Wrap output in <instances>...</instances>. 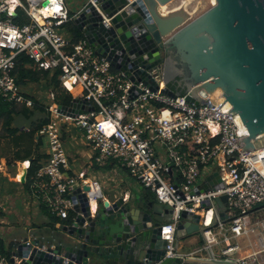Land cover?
I'll use <instances>...</instances> for the list:
<instances>
[{"label":"built area","instance_id":"built-area-1","mask_svg":"<svg viewBox=\"0 0 264 264\" xmlns=\"http://www.w3.org/2000/svg\"><path fill=\"white\" fill-rule=\"evenodd\" d=\"M67 2L0 0V101L35 107L33 96L14 75L18 57L26 55L39 70L60 72L62 87L73 99L85 98L95 108L75 117L63 115L56 93L50 92L51 104L45 106L49 122L38 133L48 160L31 178L30 198L53 217L68 220L78 187L89 186V199L103 197L102 185L89 177V168L79 174L71 170L64 143L72 124L85 133L98 168L120 165L158 203L172 208L171 220L162 225L165 258L211 249L220 260L264 264V147L244 152L240 140L249 136L248 130L237 114H228V106L216 109L210 98L196 105L188 101V93L171 97L162 84L153 90L144 82L135 83L97 54L85 37L75 42L66 31L74 19ZM103 18L109 27L111 18ZM211 166L224 187L200 191ZM222 196L228 197L225 221L216 204ZM184 212L200 215L205 228L204 246L191 254L178 250L177 228ZM240 241L248 249L236 257L243 249ZM0 264H10L1 249Z\"/></svg>","mask_w":264,"mask_h":264},{"label":"water","instance_id":"water-1","mask_svg":"<svg viewBox=\"0 0 264 264\" xmlns=\"http://www.w3.org/2000/svg\"><path fill=\"white\" fill-rule=\"evenodd\" d=\"M94 1L98 7L83 0L73 23L97 54L135 83L144 82L153 90L162 84L165 94L176 97L181 93L171 88L174 83L189 94L191 103L199 105L210 98L216 109L228 106V114H237L248 130L249 136L240 140L244 152L264 147V0H216L195 19L182 7L164 14L162 8L174 0ZM103 15L111 18L109 27ZM94 109L85 98L59 106L61 114L72 117ZM27 175L25 169L23 184ZM222 187L219 173L214 172L199 190ZM89 191V186L74 191L72 217L55 230L39 238L16 239L9 263L238 264L215 258L211 249L165 258L162 225L171 220L169 205L134 194L94 201ZM216 204L221 220H227L228 197L222 196ZM200 222V215L184 212L178 242L198 235L204 239Z\"/></svg>","mask_w":264,"mask_h":264},{"label":"crops","instance_id":"crops-1","mask_svg":"<svg viewBox=\"0 0 264 264\" xmlns=\"http://www.w3.org/2000/svg\"><path fill=\"white\" fill-rule=\"evenodd\" d=\"M82 4L83 1L81 0H75L74 2H70L68 0L67 2L68 8L72 14H75L74 11H77V8H81ZM16 120L17 121L15 122V126L21 127V129L23 130L27 129L29 123L25 119L19 117ZM72 132L69 128L66 137L69 136L74 140L76 136L72 134ZM83 142L86 144L85 140ZM71 146L74 147L72 143ZM73 149H75V151L72 152V154L69 153L70 156L66 151L70 163H75L74 158L81 160V157H86L85 162L81 161L82 166L80 167V172L82 170H85L86 168L94 166V156L91 157V153H89L88 151H79L75 147ZM41 151L42 153L47 155V148H42ZM6 154V151L0 152V156H2L0 159V240L3 242L4 247L8 248L10 254L15 240L19 237H43L47 234V232L55 230L58 226H60L63 220L54 218L44 207H41L30 198L29 189L25 185L26 183L23 184L21 181L25 169H27L28 171L30 168V162H15L11 160V162L9 163V157H7ZM25 163H29V165L24 166ZM114 165L115 164L112 163L109 167H112ZM72 167L73 165L71 164V170L74 174H77ZM88 172L89 177L97 178L96 175H94L95 172L93 174H90L89 169ZM111 173L113 172L111 171ZM107 174L109 175L110 173ZM209 175L210 174H208L207 176ZM115 180V185L107 183L102 184V202L108 200L115 201L122 194H125L127 197L131 194H134L135 196L140 195L145 199L151 197L155 200L156 203H158L155 195L145 190L141 186V184L132 176H130V174L126 170L121 173L120 179L116 178ZM204 243L205 242L202 236H192L179 241L178 250L182 254H191L204 246ZM240 243L243 244V249L236 255V257L244 255L245 251L248 249L245 245L246 243H244L243 241H240ZM205 258H207V255H205Z\"/></svg>","mask_w":264,"mask_h":264},{"label":"trees","instance_id":"trees-1","mask_svg":"<svg viewBox=\"0 0 264 264\" xmlns=\"http://www.w3.org/2000/svg\"><path fill=\"white\" fill-rule=\"evenodd\" d=\"M73 16L74 14L71 13V17ZM67 27L75 42L84 38L83 33L73 21L67 23ZM60 74V72H56L52 75L50 72L39 70L34 61L26 55H20L18 57L16 69L14 71L17 83L23 89L30 85H36L40 84L42 81H47L53 88L52 90L56 93V103L69 106L73 101V96L62 87ZM170 86L176 92H180L181 95L185 94V91L180 88L178 89L174 83L170 84ZM32 99L35 101L34 108H26L25 106H17L0 101V120L3 121V129L7 133L6 137L9 138L11 150L13 151V157H11V159L9 158L8 162L10 163L11 160L15 162L32 160L25 184L28 189L30 188L32 176L35 175L40 167L48 160V156L41 151L44 146V141L38 136V133L41 128L49 122L50 118V113L46 110L45 105L41 104L35 97ZM19 117L25 119L29 123L27 129L23 130L21 127L15 126L16 119ZM1 157L2 156H0V159ZM70 217H72V213ZM0 249L6 257H10L9 253H5V247L1 240Z\"/></svg>","mask_w":264,"mask_h":264},{"label":"rangeland","instance_id":"rangeland-1","mask_svg":"<svg viewBox=\"0 0 264 264\" xmlns=\"http://www.w3.org/2000/svg\"><path fill=\"white\" fill-rule=\"evenodd\" d=\"M69 1L74 2L75 0H69ZM81 1H83V0H81ZM185 1L188 3V4H186L187 5L186 9L189 10L188 11L189 13H191L192 19L197 18L198 16H200L201 14H203L204 12L209 10L213 5L216 4V0H174L172 3H170L167 6V9L169 10V12L176 10L180 6H183V3ZM188 5H189V8H188ZM78 9L79 8H77V10ZM74 12H77V11H74ZM166 13H168V12H166ZM66 31L68 32L67 27H66ZM68 36L70 37L69 34H68ZM52 89L53 88L51 87V85L47 81H42L40 84L30 85L27 88H24V90L30 96L35 97L36 99H38V101L43 103L45 106H49L51 104V100H50L49 95H50V92L52 91ZM2 123H3V121L0 120V152L6 151L7 157L11 158V157H13V151H11L10 140H8L9 138L6 137L7 133L4 131ZM69 128L71 129V132L73 131L72 134H74L76 137L74 140L72 138H70L69 136L66 137L65 143H64L65 151H67L68 154L69 153L72 154V152L75 151V149H73L75 147L79 151H88L89 153H91V157H93L94 153L92 152L91 148L83 142L86 138L85 133L83 131H81L80 129L75 128L72 124H69ZM71 143H72V145H74V147L71 146ZM42 148H47L46 144H44V146ZM70 154H69V156H70ZM80 159L81 160L74 158L75 163L73 164L71 162V164L73 165L72 168L74 169V171L77 174H79L80 167L82 166L81 161L85 162L86 157L85 158L81 157ZM109 166L98 168L94 164L93 167L89 168V171H90V174H93L95 172L94 175H96V177L99 179V181L102 182L101 185L103 183L115 185V183H116L115 179L116 178L120 179L121 173L124 171V169H122L121 166L118 164L114 165L112 167H109ZM214 170H215L214 166L209 167L208 170L203 175V178H205L208 174H211ZM111 171L113 173H111ZM107 173H110V174L108 175ZM93 178H95V177H93ZM97 178H95V179H97ZM215 252L217 255H220L218 248H215ZM5 253L6 254L9 253V250L7 247L5 248Z\"/></svg>","mask_w":264,"mask_h":264},{"label":"bare ground","instance_id":"bare-ground-1","mask_svg":"<svg viewBox=\"0 0 264 264\" xmlns=\"http://www.w3.org/2000/svg\"><path fill=\"white\" fill-rule=\"evenodd\" d=\"M186 4H188L186 1L183 3V6H180L179 8H187L186 6ZM188 8H189V5H188ZM189 11V10H188ZM162 12L164 13V14H168L169 13V10L167 9V7H163L162 8ZM166 12H168V13H166ZM193 15V14H192ZM29 165V163H25L24 164V166H28ZM94 207H95V204H94Z\"/></svg>","mask_w":264,"mask_h":264}]
</instances>
